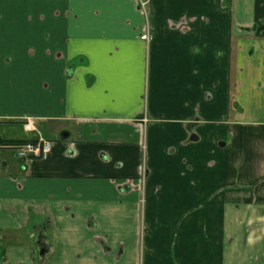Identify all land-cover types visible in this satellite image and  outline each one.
I'll return each instance as SVG.
<instances>
[{
	"label": "crops",
	"instance_id": "0c3cea01",
	"mask_svg": "<svg viewBox=\"0 0 264 264\" xmlns=\"http://www.w3.org/2000/svg\"><path fill=\"white\" fill-rule=\"evenodd\" d=\"M38 141L0 264H264V0H0V142Z\"/></svg>",
	"mask_w": 264,
	"mask_h": 264
},
{
	"label": "built area",
	"instance_id": "2783aa9c",
	"mask_svg": "<svg viewBox=\"0 0 264 264\" xmlns=\"http://www.w3.org/2000/svg\"><path fill=\"white\" fill-rule=\"evenodd\" d=\"M144 6V5H143ZM26 131H32V125H25ZM53 143L50 141L28 142L26 145L15 148L20 160L42 159L46 160L52 152Z\"/></svg>",
	"mask_w": 264,
	"mask_h": 264
},
{
	"label": "trees",
	"instance_id": "16d2710c",
	"mask_svg": "<svg viewBox=\"0 0 264 264\" xmlns=\"http://www.w3.org/2000/svg\"><path fill=\"white\" fill-rule=\"evenodd\" d=\"M27 143L28 142H0V147L15 149L16 147L26 145Z\"/></svg>",
	"mask_w": 264,
	"mask_h": 264
}]
</instances>
